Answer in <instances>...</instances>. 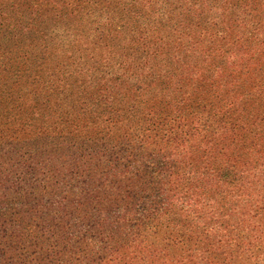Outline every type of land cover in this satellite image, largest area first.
<instances>
[{
    "label": "rangeland",
    "instance_id": "1",
    "mask_svg": "<svg viewBox=\"0 0 264 264\" xmlns=\"http://www.w3.org/2000/svg\"><path fill=\"white\" fill-rule=\"evenodd\" d=\"M130 2L133 4L124 8L119 0H85L78 6L70 0H54V6H46L44 0L32 3V17L24 15L20 22L30 20L33 29L51 31L42 33L43 38L33 45L19 42L15 48L0 52V97L13 98L11 105V100L0 105V142L9 135L17 142L24 138L27 144H42V154L26 155L24 160L31 162L29 165L36 168V172L37 168L52 165L59 171L60 181L72 178L68 180L70 186L55 185L50 177L41 178L37 174L33 178L26 176L31 179L29 186H37L34 190L40 196L54 193L75 197L78 206L86 212L75 213L82 222L94 221L89 217L90 210L102 203L96 204L97 192L88 190L87 180L101 177L105 170L113 171V158H119L122 164L131 161L138 165L140 160L153 163L137 171H126L121 166L119 178L114 179L128 183L138 181L145 186L144 192L135 189L137 195L134 193L128 202L141 205L143 202L133 201V198L142 196L147 208H153L147 211L137 208V213L126 216L119 227L115 225L104 231L93 228L88 235L67 246L60 243V236L69 230L68 226L75 219H63L53 239L50 236L53 229L49 231L52 221H48L54 215L44 212L45 216H41L38 207L37 213L33 209L30 217L40 218L31 222L30 231L23 227L18 232V246L26 248L12 246L13 249L5 253L8 262L264 264V72L247 79V82L263 81L262 90H257L261 94L257 100L250 98L255 88L239 90L238 96L232 97L225 95L227 90L223 88L211 89L187 99L190 110L205 105L207 112L204 113L174 114L168 108L178 106L192 91H201L193 85L182 87V92L178 93L171 87L167 90L163 87V91L138 94L136 110L124 111L121 118L112 113L123 105L117 98L95 111L85 107L90 104L89 92L99 91L101 77L109 90L112 82L131 86L142 82L141 68L158 49L157 59L152 61L157 68L161 64L167 67L169 58L177 54L175 51L184 54L194 47L189 58L194 61L191 64L209 60L211 65L208 50L215 45L234 47L236 39L240 40L236 55H243L238 53L240 47L253 50L244 55L257 54L254 65L258 68L261 59L264 63V56L261 57L264 54V0ZM36 6H41L42 17L34 14ZM53 8V15H47ZM45 9L50 11L46 13ZM56 18L60 24L54 25ZM196 38L203 42L196 44ZM254 38L256 41L249 44ZM42 53H47L44 59L40 56ZM47 99L49 103H42ZM160 102L164 103V110L156 107ZM47 104L50 111L44 114L42 110L39 116L36 108ZM73 104L79 106L81 112L73 109ZM13 105L19 106L12 112L15 114H11L15 119L11 124L2 121ZM211 105L217 113L223 110L217 117L228 115L225 112L231 113L235 108L233 117L238 114L239 121L235 140H225L227 132H232L216 129L218 124L207 118ZM67 111H71L72 116H66ZM95 118L98 120L93 122ZM207 121L214 127L213 134L207 130ZM241 126L247 131L240 132ZM12 127L15 130L7 131ZM171 132L174 133L172 138L164 137ZM38 134L41 140L35 138ZM53 145L58 151L51 153ZM95 146L96 149L104 146L108 154L87 157L85 150L90 152ZM8 156L13 158L8 165L0 159L2 180L12 176L17 167H9L20 160L18 156ZM65 174H68L66 179ZM222 174L225 181H210ZM76 181L82 183L73 191L71 187ZM158 190L171 192L165 205L164 199L154 197ZM106 193L109 191L98 192L97 196L100 199ZM128 202L117 198L102 205L124 207ZM160 208L164 210L153 212ZM2 217L0 213V219Z\"/></svg>",
    "mask_w": 264,
    "mask_h": 264
},
{
    "label": "trees",
    "instance_id": "2",
    "mask_svg": "<svg viewBox=\"0 0 264 264\" xmlns=\"http://www.w3.org/2000/svg\"><path fill=\"white\" fill-rule=\"evenodd\" d=\"M34 1H40V0H0V52L3 50H11L17 46L19 42H22L24 44H35L36 40L43 37L41 36L42 33H47L51 30H39V29H33V26H30L33 22L28 21L22 24L20 22V18L25 15V17L29 16L32 17V13H30L33 10L32 3ZM46 2V6L52 5L54 6V0H44ZM92 1V0H91ZM121 2L122 8L127 7L128 5H132L133 2H130L132 0H126L123 2V0H119ZM70 2L73 5L78 6L81 2L84 3L85 0H70ZM88 3V2H87ZM85 3V4H87ZM92 3V2H91ZM132 3V4H130ZM41 5V4H40ZM37 8L34 11L35 15H40L42 17L43 13L41 12V6H36ZM218 7V6H217ZM56 8V7H54ZM54 8L51 9V12L48 9L46 10L47 15H53ZM187 9V8H186ZM189 11V10H187ZM64 16V15H63ZM57 20V18H56ZM54 25L60 24L57 20V22L54 20ZM37 35V36H35ZM255 37V36H254ZM249 44L252 45L256 41L254 38V41L249 40ZM35 42V43H34ZM196 44L199 42H203L202 39L198 40L196 38L195 40ZM240 40H233L234 47H225L224 45H215L212 49L208 50V56L210 55L211 65L209 64L210 61L204 62H198L197 64L193 63L191 64V61L189 58H191V55H193L195 51V47L191 48L189 52H186L184 54H181L180 51H175L177 54L173 56V59L169 58L171 61H169V64L167 67L163 66L161 64V67H156L152 63L154 62V59H157L158 56L157 53L159 51L156 50L153 52V55L150 56V58L143 64L142 66V72H141V79L142 82L138 83L136 86H131L128 84H119L116 85L115 83H110L112 85L110 88L111 90L107 89L108 84L105 85V79L101 77L99 80V91L97 93H90L88 94L89 102L90 104H85L86 108H91L97 110L101 107V105L107 104L110 100L113 101L114 98L119 99L123 105L120 106V108H117L115 112H112L113 115L117 118H121L123 116V112H131L133 110H136V101L138 94L141 93H153L157 90H162L163 87L165 90H167L169 87L170 89H174L178 93L182 92V87L184 86H191L193 85L196 90L201 91H192L190 95H188L184 100L180 102L178 106L171 105L168 107L169 109L174 112V114H195V112H207L206 106H196L193 109H189L190 103L187 101L188 98H195L194 96H199L202 93L206 94V92L210 91L211 89H218L223 88L224 90H227V93L225 95L227 96H238L237 92L246 90L248 88H255L256 91L254 94L250 96V98H255L257 100V97H260L261 94L257 93V90H262V82L259 81H249L247 82L248 77L255 73L264 72V63H262V59L260 60V65L257 68L254 63L257 62L258 55L253 54L250 56L244 55V54H250L253 50L251 49H245L244 47L239 48L238 53H242L243 55L241 57H238L236 55V51L238 49ZM238 44V45H237ZM245 50V51H244ZM244 51V52H243ZM261 53L260 51H258ZM214 54V56H213ZM43 59L46 57L44 53H42L40 56ZM149 55V52H148ZM260 55V54H259ZM264 54H261V57H263ZM152 57V58H151ZM172 57V55L170 56ZM229 57V58H226ZM153 59V60H152ZM163 62V60H161ZM209 62V63H208ZM171 66V67H168ZM228 70V72H226ZM256 79V78H255ZM164 81H166V84H164ZM128 83L129 80H127ZM164 85V86H163ZM135 91V92H134ZM109 93V94H108ZM110 93H116L115 96H113ZM135 95V96H134ZM0 105H4L6 100H11L10 104L13 103L12 97H7L5 95H2L0 97ZM226 98H223V100ZM49 99L43 101L42 103H49ZM50 104H47L42 107L36 108V113L40 111L39 116H41L42 110H44V114L48 111H50L51 107L49 108ZM81 105V102L78 104ZM164 103L160 102L156 105V107L160 110H164ZM212 106V105H211ZM73 109H78L80 111L79 106L76 104H73L71 106ZM19 106L13 105V108L9 111V114H5V117L2 121L6 120V123L12 122V119H15V115L11 116V114H15L12 112H16L18 110ZM214 107L212 106V109L208 111L207 118L212 119L214 123H217L218 126L216 129L223 128L226 131L232 132L228 134L225 138L230 140H235L236 135V129L239 125L238 121V114L236 117H233V113L235 112V108H232L234 111L231 113L225 112V114L228 115H222L220 117H217L222 114L223 110H221L219 113L214 111ZM24 111V110H21ZM81 112V111H80ZM172 112H169L172 115ZM259 111L257 110V113ZM66 116H72L71 111H67ZM19 115H23V113H19ZM101 115V114H100ZM99 115V116H100ZM168 116V115H167ZM101 118V116H100ZM98 119H94L93 122H96ZM110 119H107L106 121H109ZM259 120L262 121V118H259ZM1 121V122H2ZM206 124H209L207 127V130L214 131V127L211 126V122L207 121ZM15 130V127L8 128L7 131H13ZM241 131H247L243 126H241ZM213 134V132H212ZM176 135V133H175ZM174 133H170L169 136L164 135V137H173ZM6 140L0 142V159L3 160V162L8 165L10 162L13 161V158H10L8 155H14L18 156L20 153L25 152V155H19L20 160L13 165H11L9 168H15L16 170H13L12 176H0V213L3 214V219H0V264H12V262H8V256L5 253L9 250H12V246H18L20 243H18V232L21 229H26L30 231L32 228V223L35 222L34 219L40 218V216L32 215L36 212V208H40V215L45 216L51 215V213L54 215L51 220L48 222L52 223L49 226V231L51 229L52 232L50 233V236L54 239L56 237V233L61 228V222L63 219L71 218L75 219L74 223L70 226H68V231L63 232L60 236V242L63 244H67V246L71 245L74 240H80L82 236H86L89 234V231L93 228H97L98 231H104L112 226H120V222L122 220H125L126 216H130L133 213H137V208H140L141 211H147L152 209L153 207L147 208L146 202L143 201V198L141 196L140 199L133 198V201L143 202L140 204H134V202H128L136 193L135 189L138 190V192H144L145 186H141L138 181L130 182L128 183L127 180H114L118 179L119 176L117 175L120 173V168L123 166V168L126 171H130L132 169L139 170L143 169L145 166L146 168L151 167L153 163L147 164L143 162L142 160L139 161L138 165L133 164V162L128 161L125 164H122L121 160L117 157L113 158L114 156H110V158H113V171L111 170H105L103 171V174H101V177L96 176L93 180H87V187L88 190L92 193L96 194V204L97 206H100L98 208L97 206L93 207L90 211L89 217L95 219L92 222H82L80 219L81 217H75V213L77 211L85 212L81 207L78 206L76 203V198H69L71 195H64L62 194L55 195L51 194L50 196H44V195H37V186L34 188H31L29 186V182L31 179L26 178V176H31L32 178L34 175H40L41 178H46L47 176L50 177L54 184L62 185L65 188L70 186V183H68V180L72 179H66L68 177V174H65V180L60 181L59 180V171L57 172L56 169H53V166H45L41 169L34 168L32 165H29L31 162L25 161L24 157L26 155L35 156L39 153L42 154V144H38L35 142V144H27V141L22 138L19 142L11 140L9 135L6 136ZM26 138V137H25ZM37 140H41L42 136L41 134H38L35 136ZM104 137H101L102 139ZM10 140V141H9ZM23 140V141H22ZM31 140L34 142L33 138ZM44 144V142H42ZM52 145V144H50ZM55 148L52 149L50 152H57L58 148L56 145H53ZM98 147V146H97ZM61 149V147H60ZM57 150V151H56ZM9 153V154H8ZM92 154H108L106 151V148L103 146L100 149L95 148L91 149L90 152L85 150V155L87 157H90ZM8 157V158H7ZM29 159V158H28ZM95 158H93L94 160ZM108 163V161L106 162ZM1 164V163H0ZM2 165V164H1ZM25 165V166H23ZM3 167V165H2ZM108 167V164H107ZM168 167V166H165ZM54 170V171H53ZM163 170H161L162 172ZM1 169H0V175H1ZM224 176V177H223ZM39 177V176H38ZM58 179L59 181H56ZM225 181V175L215 176L210 181L211 182H219L218 180ZM67 182L66 184H61ZM82 181H76L75 185L71 188L73 191H75ZM140 188V189H138ZM35 189V190H34ZM108 190L109 193H106V196L102 198H98L97 194L101 191ZM14 191V192H12ZM115 191V192H113ZM161 193V194H160ZM171 194L170 190H158V193L155 194V198L164 199L163 205H165L168 201V196ZM137 195V193H136ZM117 198H120L121 202L127 203V206L124 207H112V208H106L102 204L104 202L109 201H115ZM103 199V200H102ZM148 201V200H147ZM16 206V208H15ZM54 209L50 211L48 209ZM164 210V208L155 209V211H161ZM27 212V214H26ZM86 213V212H85ZM106 215H101L105 214ZM6 216H5V215ZM81 220V221H79ZM103 222V224H102ZM24 227V228H23ZM53 235V236H52ZM94 235V234H93ZM30 243V242H29ZM34 242H32L29 246H32ZM28 246V245H27ZM25 249L26 246H18L17 248ZM34 247V246H33ZM10 252V251H9ZM8 252V253H9Z\"/></svg>",
    "mask_w": 264,
    "mask_h": 264
}]
</instances>
